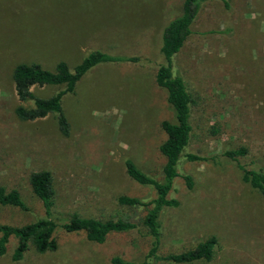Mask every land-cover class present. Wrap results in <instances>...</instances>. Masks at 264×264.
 Here are the masks:
<instances>
[{
    "label": "rangeland",
    "instance_id": "rangeland-1",
    "mask_svg": "<svg viewBox=\"0 0 264 264\" xmlns=\"http://www.w3.org/2000/svg\"><path fill=\"white\" fill-rule=\"evenodd\" d=\"M182 0H0V186L16 189L26 209L0 205V224L22 226L44 218L33 193L32 172L52 175L53 236L57 247L37 251L30 243L20 260L11 258V236L0 264H109L113 256L141 264L152 237L142 220L149 206L120 204L121 195L150 201L151 185L131 179L125 160L161 182L166 139L163 120L175 121L155 71L163 27L181 11ZM204 0L191 34L172 56L173 74L185 80L192 98L189 143L178 159V176L158 216V255L176 254L213 236L211 260L157 264H264V200L242 179L238 163L264 168V0ZM98 44V45H92ZM97 48V49H96ZM123 59L100 62L63 94L68 135L54 114L21 120L12 72L19 63L72 70L91 51ZM136 58V60H130ZM64 86H32L47 98ZM32 106L31 102H22ZM245 147L233 160L223 152ZM186 153L217 157L187 161ZM192 177L188 188L182 177ZM77 214L123 219L136 227L108 233L102 243L62 224Z\"/></svg>",
    "mask_w": 264,
    "mask_h": 264
},
{
    "label": "trees",
    "instance_id": "trees-1",
    "mask_svg": "<svg viewBox=\"0 0 264 264\" xmlns=\"http://www.w3.org/2000/svg\"><path fill=\"white\" fill-rule=\"evenodd\" d=\"M203 1L182 0L180 13L163 27L161 33L162 43L160 52L165 59V63L156 69L155 82L166 89L167 100L175 114L174 122L167 120L161 122V127L166 133V139L159 146L160 152L165 156V163L162 168L163 180L159 182L151 178L141 171L131 160H125L127 175L140 184L153 186L156 191V196L150 201L126 195H121L117 198L120 204L128 206L150 205L142 223L151 235L152 240L148 253L141 264H157L163 261L188 263L200 259L209 261L214 255L216 239L213 236L197 243L193 248L180 253L168 255H158L157 253L160 243V222L158 216L164 206L178 205V200L168 197V193L172 188L173 179L178 176L176 165L184 148L189 143L191 132L190 117L193 101L187 90L185 80L179 74H173L172 56L180 51L184 42L191 34L192 24L197 17L199 6ZM221 1L225 6H229L228 0ZM121 59L123 58L113 56L101 50H94L88 53L72 70L64 61H59L54 70H47L35 63L17 64L12 72L15 93L20 102L14 109L15 115L21 120H35L52 113L56 116L59 130L63 135H68L69 124L61 108L63 94L72 92L76 82L94 65L100 62H113ZM130 60H136V58H130ZM34 85H59L64 87L50 97L40 98L35 97L31 89ZM26 101L31 102L32 106H24L22 102ZM245 154V147L227 149L223 152V155L233 160ZM185 157L187 161H210L217 156L186 153ZM238 167L243 172L242 179L249 183L252 188L257 189L264 200V168L247 169L241 163H238ZM182 177L186 186L191 188L193 184L192 177L188 174H183ZM29 182L33 193L42 202L45 217L22 226L0 224V255L6 252L9 238L14 236L17 238L16 247L11 255L14 261L20 260L23 257L30 243L39 252L54 250L57 247L53 236L57 223L52 219L54 194L52 175L48 170L35 171L30 174ZM0 205H12L24 210L26 209V205L21 200L19 192L16 189L6 191L3 186H0ZM62 227L68 232L84 231L88 240L102 243L108 233L127 231L135 228L136 224L123 219L99 220L74 214L68 222L62 224ZM109 264L136 263L124 260L120 256H113Z\"/></svg>",
    "mask_w": 264,
    "mask_h": 264
},
{
    "label": "crops",
    "instance_id": "crops-1",
    "mask_svg": "<svg viewBox=\"0 0 264 264\" xmlns=\"http://www.w3.org/2000/svg\"><path fill=\"white\" fill-rule=\"evenodd\" d=\"M161 33H162V32H161ZM92 45H98V44H92ZM96 49H97V48H96ZM75 85H76V84H75ZM74 89H75V87H74ZM73 91H74V90H73ZM73 91H72V92H73ZM39 119H40V118H39Z\"/></svg>",
    "mask_w": 264,
    "mask_h": 264
}]
</instances>
